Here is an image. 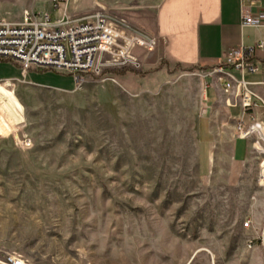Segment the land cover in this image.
I'll return each mask as SVG.
<instances>
[{
  "label": "rangeland",
  "instance_id": "obj_1",
  "mask_svg": "<svg viewBox=\"0 0 264 264\" xmlns=\"http://www.w3.org/2000/svg\"><path fill=\"white\" fill-rule=\"evenodd\" d=\"M68 1L0 3L5 19L54 21ZM160 1L75 0L68 13L138 27ZM135 49V64L104 58L83 82L51 70L0 82V264H264V121L242 155L232 136L213 143L201 176L211 78Z\"/></svg>",
  "mask_w": 264,
  "mask_h": 264
},
{
  "label": "crops",
  "instance_id": "obj_2",
  "mask_svg": "<svg viewBox=\"0 0 264 264\" xmlns=\"http://www.w3.org/2000/svg\"><path fill=\"white\" fill-rule=\"evenodd\" d=\"M76 3L75 0H69L67 12L69 7H73ZM145 12L141 11L143 16ZM244 12L252 14L255 18L259 17L263 25L245 26ZM146 13L147 17L139 21L137 28L157 39V48L153 53L155 58L150 65L156 66L162 61H168L182 66L196 67L202 72L207 71V77L211 78L206 99L210 103V115L205 119L214 120L215 123L212 125L202 122L198 130L199 172L201 176L208 177L213 172L216 162L214 159L221 155L218 151L213 152V143L221 145L232 136L231 141L239 148L238 154H244L245 139L233 136L230 127L223 122L228 119L237 121L243 119L245 123H250L251 117L255 116L259 117L260 122L264 121V84H262L264 67L259 73L252 74L248 71L244 73L236 71L230 64L235 50L255 47L264 40V0H250L244 4L241 0H161L151 13ZM3 15L4 10L0 3V17L5 19ZM256 57L264 62V53L256 51ZM220 68L238 80L244 79L255 84L252 90L259 98L254 99L258 104L256 109L244 115L241 100L236 98V91L231 90L226 93L224 83L219 82L216 71ZM38 71L42 70L32 68L29 71L30 77ZM21 76L20 64L6 59L0 60V82L21 83L23 82V80L19 81Z\"/></svg>",
  "mask_w": 264,
  "mask_h": 264
},
{
  "label": "built area",
  "instance_id": "obj_3",
  "mask_svg": "<svg viewBox=\"0 0 264 264\" xmlns=\"http://www.w3.org/2000/svg\"><path fill=\"white\" fill-rule=\"evenodd\" d=\"M249 1L241 0V3ZM243 20L245 26L263 25L259 17L255 18L248 12H244ZM157 43L152 35L110 15L106 10L76 16L65 11L62 17L54 21L49 14L36 11L24 12L19 21H8L0 17V60L20 64L22 76L19 81L23 80L25 83L32 68L64 73L75 82H83L84 75L91 72L100 60L109 58L113 63L135 64L131 57L133 49L154 52ZM256 51L264 53V40L255 47L235 50L230 64L241 73H259L264 62L256 57ZM216 73L219 82L224 83L226 93L236 91V98L241 100L244 115L258 107L254 99L259 98L252 90L255 84L244 79L238 80L225 73L223 68ZM251 118L250 123L238 120L236 130L239 138L246 139L256 133L255 117ZM25 144L29 146L30 142ZM244 227H253L252 221L248 219ZM9 264L23 262L11 258Z\"/></svg>",
  "mask_w": 264,
  "mask_h": 264
},
{
  "label": "bare ground",
  "instance_id": "obj_4",
  "mask_svg": "<svg viewBox=\"0 0 264 264\" xmlns=\"http://www.w3.org/2000/svg\"><path fill=\"white\" fill-rule=\"evenodd\" d=\"M53 1V0H52Z\"/></svg>",
  "mask_w": 264,
  "mask_h": 264
}]
</instances>
